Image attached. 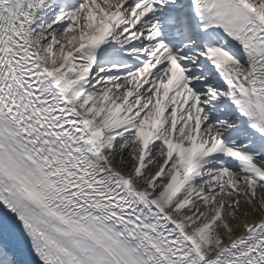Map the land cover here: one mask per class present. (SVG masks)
<instances>
[{"label": "snow or ice", "instance_id": "obj_1", "mask_svg": "<svg viewBox=\"0 0 264 264\" xmlns=\"http://www.w3.org/2000/svg\"><path fill=\"white\" fill-rule=\"evenodd\" d=\"M0 264H264V0H0Z\"/></svg>", "mask_w": 264, "mask_h": 264}]
</instances>
